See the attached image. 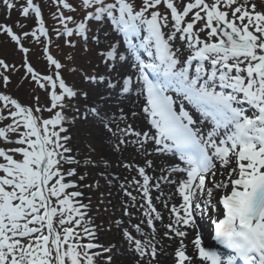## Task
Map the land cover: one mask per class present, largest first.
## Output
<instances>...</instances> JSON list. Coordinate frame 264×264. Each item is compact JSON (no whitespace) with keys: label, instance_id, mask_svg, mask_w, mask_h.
<instances>
[{"label":"snow or ice","instance_id":"6c2138e0","mask_svg":"<svg viewBox=\"0 0 264 264\" xmlns=\"http://www.w3.org/2000/svg\"><path fill=\"white\" fill-rule=\"evenodd\" d=\"M0 8L34 22H0L21 55L19 65L0 57V264H122L125 255L130 264H264V7L0 0ZM27 45L41 50L43 71ZM21 72L31 103L7 91ZM102 187L109 197L118 189V213ZM85 188L100 211L113 208L106 222L91 214ZM113 229L115 241L100 243L98 233ZM204 230L230 254L208 245Z\"/></svg>","mask_w":264,"mask_h":264},{"label":"rangeland","instance_id":"374dc122","mask_svg":"<svg viewBox=\"0 0 264 264\" xmlns=\"http://www.w3.org/2000/svg\"><path fill=\"white\" fill-rule=\"evenodd\" d=\"M255 3H257L258 5H260L261 7H264V0H254ZM44 7V16H45V20L48 26H55V22L51 19V15L50 12L54 11V8L49 9L48 4L44 3L43 4ZM17 20H21V22L28 24L29 26L33 25V20L29 19V20H23L18 12L14 9L11 13V18L8 19L6 16V11L3 8H0V22H4L7 23L9 25H13L15 23V21ZM17 31H19V29H16ZM108 29L106 28L105 31H107ZM113 32H109V35H113ZM53 39L55 40V36H53ZM57 43H60L62 45V41H57ZM29 47H32V52L30 53V59L31 62L33 63V65L35 67H37L39 70L43 71L44 70V63H43V59L42 57H40L39 52L41 51L39 49L38 46L33 47L32 45H27ZM55 50V48H54ZM0 57L5 58L6 60H8L9 62H16L17 65H19L20 61H21V55L15 50V45L12 44L6 37L4 36H0ZM22 75L21 73H17L15 75H13L12 77V83L8 86L7 91L9 92V94L13 95L14 97L19 98L22 102L24 103H31V92H32V85L26 81H21L20 76ZM70 81L75 79V77H67ZM0 90H3L2 88H0ZM37 94H39L41 96V101L43 102V98H44V93L42 91H37ZM47 115V114H45ZM5 123H7V121H5ZM76 128L78 127H74L72 129L71 134L73 135V143L75 145H77L78 147L80 146V141H79V137L77 136V132H76ZM103 190V187H102ZM82 191L85 192L86 194V198L84 200L85 203L88 202L87 197L91 196L92 197V209H91V214L93 216L96 217V222L97 223H102V222H106L108 219H110L111 215H112V208L111 206H108V211L107 213L102 212L98 209L97 204H96V195L94 193V191H90L89 189L85 188L82 189ZM105 191V190H103ZM105 205L107 206V201L110 198L108 196V193L105 192ZM114 229L112 232H107L105 231L103 233V237L102 235L99 236V242L100 243H104L106 244L108 242V237L110 238H115L114 236ZM104 238L105 241H104Z\"/></svg>","mask_w":264,"mask_h":264},{"label":"bare ground","instance_id":"6f19581e","mask_svg":"<svg viewBox=\"0 0 264 264\" xmlns=\"http://www.w3.org/2000/svg\"><path fill=\"white\" fill-rule=\"evenodd\" d=\"M136 94H138V90H137V93H134L133 94V99H134V97H135ZM124 104L128 108H132L133 107L132 101H124ZM136 123H137V125H140L141 122L140 121H137ZM76 127H79V125H77ZM157 163L158 164H163L164 161L161 159V160H158ZM122 174H124V173H122ZM86 182H90V181H86ZM101 183L103 185V181ZM103 190H105V192L108 193L106 187H103ZM165 190L167 191V189H165ZM111 192H112V194H111V197L109 199H111L112 200V203L116 206V212L118 213V211H119V202H120L121 197L117 194L118 193V189L117 188H113L111 190ZM112 214H113V208H112ZM103 233L104 232L98 233V235L99 236L102 235V237H103ZM113 233H114L115 238L108 237V242L106 244H108L109 242L115 241V239H116V232H115V230H114ZM204 235H205V241L208 242V239L207 238L209 237V235H207V230H204ZM105 239L106 238H104V241H105ZM130 259L131 258L129 256H127V255L122 256L121 257L122 264H130ZM161 260H162V262H164V264H167V260H166L165 257H161Z\"/></svg>","mask_w":264,"mask_h":264}]
</instances>
